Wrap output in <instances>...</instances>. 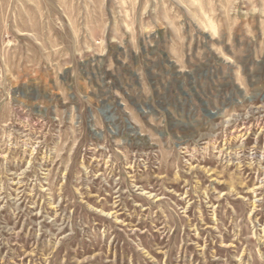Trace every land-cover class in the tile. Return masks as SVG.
<instances>
[{
	"label": "rangeland",
	"instance_id": "obj_1",
	"mask_svg": "<svg viewBox=\"0 0 264 264\" xmlns=\"http://www.w3.org/2000/svg\"><path fill=\"white\" fill-rule=\"evenodd\" d=\"M0 264H264V0H0Z\"/></svg>",
	"mask_w": 264,
	"mask_h": 264
}]
</instances>
